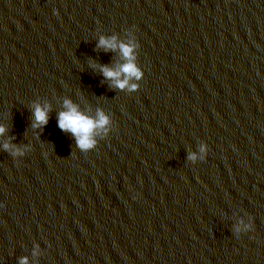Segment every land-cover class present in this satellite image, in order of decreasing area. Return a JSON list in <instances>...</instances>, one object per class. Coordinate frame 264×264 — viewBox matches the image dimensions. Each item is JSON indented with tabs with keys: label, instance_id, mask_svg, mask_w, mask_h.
Returning a JSON list of instances; mask_svg holds the SVG:
<instances>
[{
	"label": "water",
	"instance_id": "obj_1",
	"mask_svg": "<svg viewBox=\"0 0 264 264\" xmlns=\"http://www.w3.org/2000/svg\"><path fill=\"white\" fill-rule=\"evenodd\" d=\"M0 126V264H264V0H0Z\"/></svg>",
	"mask_w": 264,
	"mask_h": 264
},
{
	"label": "clouds",
	"instance_id": "obj_2",
	"mask_svg": "<svg viewBox=\"0 0 264 264\" xmlns=\"http://www.w3.org/2000/svg\"><path fill=\"white\" fill-rule=\"evenodd\" d=\"M100 47L105 49L116 50L119 49L122 57L127 61L123 65L119 66L118 69H113L108 66L102 67V72L107 79L114 82V86L123 90L129 87V82L133 78L140 80L143 78L144 73L135 62V45L117 42L115 36L111 38L101 37L99 41ZM123 77V78H122ZM138 89L137 84H131L130 90L135 91ZM65 111L59 113L58 126L65 132H71L76 138L77 146L83 150L88 151L94 149L97 146V141L94 134L97 129L104 128L110 123V118L105 115L102 111L98 112L97 118L89 117L88 115L81 112L78 107L73 104L71 100L65 101ZM49 109L37 105L34 109V127L47 125L49 116ZM6 129L0 126V135H2ZM5 150L14 148L13 145L5 144ZM201 152L205 153L206 157L208 152L207 144L201 146ZM15 154H23L20 149H15ZM189 159L195 160L196 155L190 154ZM20 264H29L27 257L20 259Z\"/></svg>",
	"mask_w": 264,
	"mask_h": 264
}]
</instances>
